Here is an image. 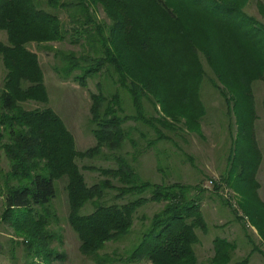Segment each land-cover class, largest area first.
Masks as SVG:
<instances>
[{"label":"trees","instance_id":"obj_1","mask_svg":"<svg viewBox=\"0 0 264 264\" xmlns=\"http://www.w3.org/2000/svg\"><path fill=\"white\" fill-rule=\"evenodd\" d=\"M90 1L104 6L108 23L97 21L86 0L77 2L66 28L57 14L38 7L35 0H0V30L7 33V42L0 41V52L8 68L0 97V125L4 129L0 139L6 136L0 148L8 159L0 224L14 228L25 258L31 259V264H36L35 258L51 264L65 257L52 245L61 239L52 228L58 215L51 205L57 195L56 181L62 178L67 180L68 222L79 237L80 252L96 264H200L195 251L200 241L196 229L208 230L199 197L192 192L198 185L141 180L131 163L121 157L115 167L79 165L78 158L95 157L103 148L118 150L129 136L124 123L134 117L125 113L119 96L92 93V131L97 143L81 151L64 120L51 107L25 108L19 103H46L49 99L39 55L28 44L49 47L48 42L65 41L67 36L83 49L61 53L67 66L59 71L74 75L87 86L90 76L112 67L118 82L134 96L135 119L145 122L140 98L151 93L166 114L167 110H178L189 128L201 127L206 113L201 98L206 74L203 56L215 72L214 85L223 92L238 125L230 168L222 175V183L214 182L215 189L226 183L237 191L234 178L247 182L253 198L244 193L243 209L251 211L247 214L264 233V202L257 195L261 152L253 129L256 110L252 89L254 80H264V23L245 10L250 0ZM47 2L55 9L69 8L62 0ZM203 24L213 26L214 39ZM136 61L149 68L151 75L155 71L156 79L145 73L143 65L137 67ZM170 113L174 122H181L177 112ZM84 168L99 171L103 179L89 185ZM112 179L121 185L116 187ZM114 189L119 190L117 198L137 197L105 203L107 193ZM153 201L163 202V207L153 215L139 242L125 256H104L101 251L107 243L130 234L138 209ZM88 202L94 209L84 213ZM253 204H257L256 210ZM250 241L251 252L236 261V243L215 237L214 255L208 264H247L255 251L264 254L252 238Z\"/></svg>","mask_w":264,"mask_h":264},{"label":"rangeland","instance_id":"obj_2","mask_svg":"<svg viewBox=\"0 0 264 264\" xmlns=\"http://www.w3.org/2000/svg\"><path fill=\"white\" fill-rule=\"evenodd\" d=\"M62 1L69 4L68 10H65V8L55 9L48 4L47 0H35V4L48 12L57 14L61 19L62 26L66 28L70 23L71 13H74L75 8L78 7L77 2L79 0ZM86 2L90 4V10L98 22L108 23L110 21L101 3L90 0H86ZM70 7L75 10H70ZM245 10L264 23V0H250ZM204 27L211 34V38L214 39L213 26ZM69 40H71L70 36H67L65 41H50L47 43L50 45L49 47L40 46L36 43L28 44V47L39 55L49 99L46 103L36 100L19 103L25 108L51 107L64 120L74 136L76 148L81 151L97 143L92 131L94 128L90 111L92 93L100 91L107 98L119 96L125 113L134 117V119L132 118L124 123V128L126 132H129V136L122 142V146L118 150L103 148L102 152L95 157L78 158L79 165L81 167L90 165L115 167L118 163L117 158L121 157L131 163L141 180L159 183L180 182L189 184L192 187L198 185V190L194 189L192 192L199 197L201 209L208 225L207 232H203L199 228L196 229L200 241L195 245V251L200 264H208L210 258L214 255L213 240L217 236L225 237L236 243L237 248L234 251L233 259L236 261L244 258L253 249L251 238L264 251V233L253 223L250 214H247L251 211L247 210L246 212L243 209L244 193L253 198L251 188L246 184L247 182L244 180L243 182L237 181L234 178L233 186L234 183L238 185L237 191L226 183L222 184L223 186L221 185L219 189H215L214 186L215 181L222 183V175L230 168L238 125L235 114H230L223 92L214 85L213 80L216 81V75L205 58L202 56L206 74L201 86V98L206 113L202 118L201 127L189 128L186 125L185 117L178 110H167V115L162 104L157 102L151 93L148 95L143 94L140 98L141 113L148 122L152 123L149 124L147 121L135 119L134 96L127 87L118 82L117 72L112 67L106 66L99 73L90 76L87 79V86H83L75 80L74 75L65 76L59 71L60 68L67 66L66 61L60 55L61 53L69 54L70 51L80 52L83 49L82 44H73ZM0 41L7 42L5 30H0ZM82 41V43H87L86 40ZM136 63L137 67L143 65L138 61ZM142 67L146 74L151 75L149 68L144 65ZM154 72L151 76L156 79ZM7 73L8 68L4 56L0 52V97ZM220 84L224 87L227 86L224 83ZM252 89L256 110L253 129L257 147L261 152V160L256 173V177L258 176L261 181L257 188V195L264 202V164L261 163L263 159L262 137V146L264 147V80H254ZM172 111L177 112L178 116L182 117L180 123L173 121L172 113H170ZM3 131L4 129L0 125V134ZM5 141L6 136L0 139V143ZM7 169L8 159L5 152L0 148V212L4 207L3 190L7 178L3 174ZM83 172L89 185L103 179L99 171L84 168ZM112 181L116 187L121 185L117 179H112ZM66 182V178L56 181L57 195L51 205L58 215L57 224L54 222L52 228L55 232L61 234L62 239V241L56 239L52 245L59 252H63L65 257L52 261L51 264H96L92 257L80 252L79 237L68 222L69 205L65 190ZM199 186L201 189H199ZM118 191L117 189L110 190L104 198V202L108 204L123 203L137 197V195H127L123 198H117ZM144 195H149V192H145ZM230 198L231 200H229ZM163 204V202L153 201L141 206L135 214L131 233L119 241L107 243L101 253L104 256H125L139 242L153 215L163 207ZM256 205L253 204V210L257 209ZM93 209L94 206L88 202L82 211L87 213ZM17 241L20 242V239L16 236L14 228L7 223H1L0 264H31V259L25 258L23 248ZM254 254H257L255 259L260 258L264 261L263 253L255 251L252 255ZM38 260L35 258L36 264L44 263L42 260H40L41 262H38ZM132 264L151 263L142 261Z\"/></svg>","mask_w":264,"mask_h":264},{"label":"crops","instance_id":"obj_3","mask_svg":"<svg viewBox=\"0 0 264 264\" xmlns=\"http://www.w3.org/2000/svg\"><path fill=\"white\" fill-rule=\"evenodd\" d=\"M262 143H263V137H262V142H261V147H262V150H263V159H262V162L261 163L264 164V149H263L264 147L262 146ZM257 178H258V176H257ZM258 180H259V182L261 184V181H260L259 178H258ZM255 257H257V254H254V255L251 256V259H250V261H249L248 264H264V261L262 259H260L259 257H258L259 259H255Z\"/></svg>","mask_w":264,"mask_h":264}]
</instances>
